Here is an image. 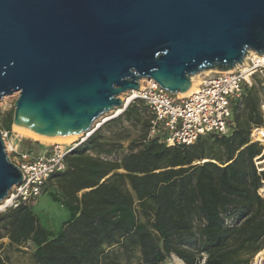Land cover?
<instances>
[{
	"label": "trees",
	"instance_id": "trees-1",
	"mask_svg": "<svg viewBox=\"0 0 264 264\" xmlns=\"http://www.w3.org/2000/svg\"><path fill=\"white\" fill-rule=\"evenodd\" d=\"M254 91L243 84L227 134L180 147L166 146L162 133L147 139L146 105L131 101L73 148L65 169L43 185L70 213L60 230L43 226L22 204L0 211V239L29 246L32 264H163L169 253L182 264H201V253L203 264H248L264 247V198L257 192L264 171L257 173L253 160L261 145L249 142L251 125L260 122ZM122 119L146 128L126 152L120 133L111 131ZM12 120L0 117L1 129L10 131ZM103 127L112 135L105 137ZM18 147L33 155L42 150L29 139ZM6 259L0 242V264Z\"/></svg>",
	"mask_w": 264,
	"mask_h": 264
},
{
	"label": "water",
	"instance_id": "water-1",
	"mask_svg": "<svg viewBox=\"0 0 264 264\" xmlns=\"http://www.w3.org/2000/svg\"><path fill=\"white\" fill-rule=\"evenodd\" d=\"M249 50L264 54V0H0V99L18 93L12 124L35 134L79 136L139 79L185 93ZM21 179L0 134V205Z\"/></svg>",
	"mask_w": 264,
	"mask_h": 264
},
{
	"label": "built area",
	"instance_id": "built-area-1",
	"mask_svg": "<svg viewBox=\"0 0 264 264\" xmlns=\"http://www.w3.org/2000/svg\"><path fill=\"white\" fill-rule=\"evenodd\" d=\"M212 72L210 76L200 79L188 94L169 93L152 78H141L138 80L139 89L123 93L125 96L121 99L125 106L136 99L142 100L149 109L151 117L148 121L147 139L162 133L166 146H188L212 132L227 134L232 107L235 101L242 98L243 84L252 85L253 82L259 81L260 122L258 125H251L249 142L261 145L260 153L253 158L256 171L260 173L264 171V54L249 50L233 69ZM100 124L84 131L68 144L53 143L37 155L19 150L17 138H12L10 131L0 127L4 150L10 160L22 170L21 183L8 191L0 205V211L7 207L32 204L47 179L65 169V157L73 148L83 143ZM257 192L264 198V178L261 179ZM200 257V263L203 264L205 254L201 253ZM248 264H264V248L253 254Z\"/></svg>",
	"mask_w": 264,
	"mask_h": 264
},
{
	"label": "rangeland",
	"instance_id": "rangeland-1",
	"mask_svg": "<svg viewBox=\"0 0 264 264\" xmlns=\"http://www.w3.org/2000/svg\"><path fill=\"white\" fill-rule=\"evenodd\" d=\"M212 70L210 71H204V72H200L197 74H194V76H192L194 78V82H197L207 76H210L212 74ZM253 82V80H252ZM196 83V84H197ZM195 84V85H196ZM252 87L254 88V92L257 93V95L261 96L260 93V84L259 81L258 82H253ZM18 93H12L9 95H4L1 99H0V117L4 116V115H13V111H14V100L16 99ZM124 94H120V97H124ZM240 110V109H239ZM117 112V111H116ZM115 111H109L103 115L100 116V118H98L97 120H95L93 122L92 128L96 127L97 125H99L100 123L102 124V122H105L109 119L112 118H116V114ZM145 120H149V118L151 117L149 109L146 107L145 112L143 113ZM104 120V121H103ZM119 125H113V128L111 129V131L115 132L117 131V133H120L121 136L118 137V139L121 137V145L124 147L125 152L128 150V143L132 138H140L143 133H145V127L143 126V124L141 122H137V121H126V120H121L118 122ZM100 124V125H101ZM99 127V126H98ZM147 131H148V127H147ZM101 132L105 137H109L112 134L110 133V131L108 132L107 127H103V129L101 130ZM10 134L12 135V138H17V142H20L21 139H29L31 141L34 142H38L39 144H41L42 147H49L51 145H53V143H60V144H68L69 142L73 141L77 136H75V138H71L68 140H61V139H47V138H43L41 136L38 135H33L30 133H27L25 131H23L22 129H17L15 128V125H11V129H10ZM110 134V135H109ZM125 137L122 139V137ZM117 137H115L114 139L116 140ZM19 148V147H18ZM103 157H108L113 159L114 156L113 155H104L102 154ZM204 160H201V162ZM55 181L52 182V188L55 187ZM49 184V182H46V185ZM49 190H51L50 186H47V189L44 191H41L40 194L38 195V198L32 203L31 205V209L34 213H36L39 217V220L41 222V224L43 226H45L48 229H51L53 231H58L60 230V226L61 223L68 219L70 216V213L56 200H53L50 195H49ZM240 220V219H239ZM230 222L227 220V223L230 224ZM8 239L7 238H2L0 239V242L2 243L3 246V254L6 256V262H8V264H32L31 258H30V247L27 245H23V246H11L7 243ZM264 248V247H263ZM163 264H182L178 259L173 258L171 256V253L168 254L167 260L163 263Z\"/></svg>",
	"mask_w": 264,
	"mask_h": 264
},
{
	"label": "bare ground",
	"instance_id": "bare-ground-1",
	"mask_svg": "<svg viewBox=\"0 0 264 264\" xmlns=\"http://www.w3.org/2000/svg\"><path fill=\"white\" fill-rule=\"evenodd\" d=\"M191 82H192V84H191V87L189 88V90L187 91V92H185V93H183V94H188V93H190L191 91H193V89H194V87H195V84L197 83V82H194V78L193 77H191ZM117 111V113H118V111H120V109H117L116 110ZM15 128H17V129H22L23 131H25V132H27V133H30V134H33V135H38V136H41V137H43V138H47V139H61V140H68V139H73V138H75V135H68V136H52V137H50V136H45V135H42V134H35V133H32V132H30V131H27L26 129H24V128H22V127H17V126H15ZM78 136V135H77ZM0 209H1V207H0Z\"/></svg>",
	"mask_w": 264,
	"mask_h": 264
},
{
	"label": "crops",
	"instance_id": "crops-1",
	"mask_svg": "<svg viewBox=\"0 0 264 264\" xmlns=\"http://www.w3.org/2000/svg\"><path fill=\"white\" fill-rule=\"evenodd\" d=\"M46 148H47V146H46V147H45V146L42 147V148H41L42 150H41L40 152H43L44 150H46Z\"/></svg>",
	"mask_w": 264,
	"mask_h": 264
}]
</instances>
